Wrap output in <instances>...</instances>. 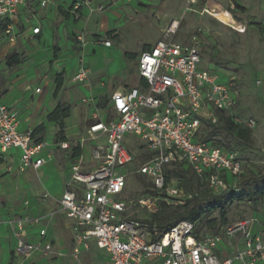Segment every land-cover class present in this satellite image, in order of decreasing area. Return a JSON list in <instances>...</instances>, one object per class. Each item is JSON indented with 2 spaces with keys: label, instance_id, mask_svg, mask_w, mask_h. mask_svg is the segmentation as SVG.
Segmentation results:
<instances>
[{
  "label": "built area",
  "instance_id": "2783aa9c",
  "mask_svg": "<svg viewBox=\"0 0 264 264\" xmlns=\"http://www.w3.org/2000/svg\"><path fill=\"white\" fill-rule=\"evenodd\" d=\"M29 1L0 0L5 37L11 35L20 8ZM37 1L39 10L50 3ZM89 4L87 0L83 5ZM80 7L76 4L72 11L76 20L81 18ZM233 9L213 4L202 14L243 33L245 27L236 19ZM37 13L25 19L33 36L41 33ZM179 25L180 21H174L163 30L156 44L141 54L137 72L142 84L113 94L108 119L95 115L87 135L79 141L81 148L90 144L89 157L80 155L73 164L59 200V212L72 221L75 260L96 248L108 254L110 264H264V220L253 215L229 224L220 233L201 237L190 220H180L167 230L153 220L159 213L160 202L183 206L192 199V194L179 187L176 179L167 180L168 168L191 169L199 178L209 172L208 187L215 194L230 191L244 175L245 161L239 151L202 141L206 125L219 126L220 114H225L236 125L251 130L257 126L252 118L237 117L240 88L236 77L220 83L216 69L201 68V40L194 35L188 43L178 41ZM98 43L112 45L102 38ZM81 63L73 79L83 83L90 73L83 60ZM40 92L38 88L36 93ZM19 126V113L0 97V152L19 150L20 172L38 170L50 158L40 157L46 144L37 143L32 130L21 131ZM127 136L143 142L139 150L126 146ZM60 147L68 149L69 145L63 143ZM138 161L133 173L148 178V190L155 195L131 198L127 194L129 167ZM49 196L45 193L43 199ZM138 210L145 211L147 217H140ZM43 219L24 214L9 221L17 256L28 260L37 253L46 257L54 253L55 246L47 239ZM35 225L40 226L39 240L30 242L28 227Z\"/></svg>",
  "mask_w": 264,
  "mask_h": 264
},
{
  "label": "rangeland",
  "instance_id": "374dc122",
  "mask_svg": "<svg viewBox=\"0 0 264 264\" xmlns=\"http://www.w3.org/2000/svg\"><path fill=\"white\" fill-rule=\"evenodd\" d=\"M86 1L76 3L82 5L78 14L81 16L80 22L83 21L85 24L88 18L107 12L122 0H95L94 2L91 0L89 6L83 5ZM139 2V9L136 8L133 12L125 14L124 22L127 25L123 27L122 34L115 30L110 35H94L92 38H88L85 29L75 27L80 22H77L73 17V35L71 37L75 44L74 51L79 67L82 65L81 60L85 59V51L89 45L105 47L98 43L102 38L110 41L113 46L98 51L99 60L105 58L110 60L107 64V73L92 75L88 68L90 74L86 82H75L73 77L76 72L63 79L67 83L68 90L75 96L73 104L65 103L64 107L67 109L69 106H74L80 110L77 138L82 137L86 127L93 122L95 115L100 117L105 115L104 110L109 95L117 86L130 85L131 80L136 78V60L127 58L126 64L123 66L119 52L128 53L131 50L141 53L156 38L162 37L163 30L174 21H180L177 40L188 43L192 36L199 37L202 43L200 67L216 69L220 83H227L231 77H236L240 88L236 108L237 117L242 120L252 118L257 124L256 128L252 130L251 143L237 141L229 137L233 149L239 151L240 158L245 161V173L234 182L236 186L230 192L235 194V198L228 207L227 222L231 224L252 215L264 220V198L259 194L264 185V0H215L220 7L234 8L233 11L237 18L247 27L242 34L225 28L206 14L203 15L207 0H195V2H190V0H140ZM76 4L70 11H73ZM100 7H105L104 11H100ZM82 11L85 13L82 14ZM0 25L4 26L5 23L0 21ZM38 49L31 39L21 37L20 24L11 32L10 36L5 37L0 31V94L9 96L10 100L20 96V84H18L20 71L34 61L35 52ZM14 54L21 56V67L8 68L6 58ZM23 73L26 74V72ZM27 90L29 92L30 88ZM48 102L52 103L50 100ZM21 105L22 111L29 117L30 127L33 128L35 124L33 130L43 126L47 130L45 138L52 126L57 129V133H60L61 126L51 125L45 121L44 115L48 113V110L40 111L37 108L35 94L23 98ZM66 131L70 132L71 127H67V130L65 127V134ZM42 135L39 133L37 137L41 138ZM227 137L224 133H220L218 136L222 140ZM77 138H68V149L53 147L49 151L54 160L51 169L57 174L55 176L57 181L64 178L67 166L77 147ZM54 143L57 144L56 141ZM125 143L131 150H139L143 144L138 138L129 136L126 137ZM138 158L140 160V156ZM139 164L138 161L129 167L126 192L131 198L144 196V191L151 184L148 178L138 174L134 175L133 172ZM2 165H5V162L2 161ZM48 174L49 172L46 174L36 172L21 174V172H16L13 165L3 166L0 174L1 207L4 210L10 208V211L20 212V207L27 205L30 206L29 210L37 209L48 220L46 223H50V229L56 239L54 253L49 256V264H110L108 254L96 248L88 253H83L79 260L73 258L70 236L65 229L63 218L51 202L43 203L50 199V196L48 199H43L45 193H50L48 179L50 174ZM249 195L252 196V199L249 198ZM134 210L137 209L134 208ZM138 212L140 217H147L145 211L138 210ZM176 213L178 210L171 206L169 209L163 210L161 217L168 218ZM207 221L216 222L212 227H204L208 234H213L225 226L221 223L218 212L209 215Z\"/></svg>",
  "mask_w": 264,
  "mask_h": 264
},
{
  "label": "crops",
  "instance_id": "0c3cea01",
  "mask_svg": "<svg viewBox=\"0 0 264 264\" xmlns=\"http://www.w3.org/2000/svg\"><path fill=\"white\" fill-rule=\"evenodd\" d=\"M82 2L83 0H50L48 7L43 10H39L38 8V1L31 0L28 2L27 6H23L19 10V17L17 22L15 23V28L17 25L20 24V34L21 37L26 39H31L37 46L38 51L35 52L36 55L34 57V61L28 65L25 69H21L20 71V79L18 84H20V96L10 100L9 96H3L0 94L1 100L4 104L9 106L10 108L16 110L19 113V120L20 126L19 129L21 131L33 130L30 127L31 123L28 122L29 117L22 111L21 100L23 98H27L30 94H35L36 101H37V108L42 110H48V113L44 115L45 121H47L51 125H59L63 127V132L66 127H71V131L64 133L67 141H58L59 133H57V129L55 127H51L48 131V134L45 138V132L42 133L43 141L40 143H45L46 147L42 151L40 157L49 158L48 162L42 166L38 170L27 169L25 172H36L38 174H43L49 172V194L50 199L43 201V203L51 202V204L56 207L59 215L64 220L65 229L68 231L71 241V248L73 249V237H72V221L69 220L63 212H59V200L62 197L64 191V183L67 179L68 174L70 173L71 167L76 162V160L80 157V155H84L86 159H88L90 154V144H85L82 148L79 146V141L82 137L87 135L88 126L85 129L84 134L82 137L77 138V133L79 131V122H80V110L77 107H68V115L66 117H62L58 122L52 121L50 119V114L58 107L61 106L66 109L64 106L65 103L73 104L74 94L68 90L67 83L63 81L65 77H70L72 74L77 72L80 68L79 64L76 61V52L74 51V41L72 40V25H73V15L72 7L74 4L78 2ZM91 2V0H88ZM93 2L95 0H92ZM140 0H122L118 4H115L114 7H111L105 13L94 15L87 19V23L80 22L76 20L78 23L75 27L85 29L86 33L88 34V38H92L94 35H110L111 32L117 30L121 32L124 26L127 24L124 22L125 14H129L139 9V2ZM218 5L215 0H207V7L210 5ZM219 6V5H218ZM222 7V6H221ZM224 8V7H223ZM37 13L39 18L41 19V33L39 35L33 36L32 35V28L30 24L25 23V19L28 18L31 13ZM84 14L85 12H81ZM71 16H70V15ZM234 16L236 19L241 22L245 30L247 29L246 24L240 21L235 12L233 11ZM226 28V27H225ZM228 29V28H227ZM230 30V29H229ZM2 32L3 30L0 29ZM242 34V33H240ZM119 39V38H116ZM115 39V40H116ZM160 38H156L151 44L147 45L142 52H130L124 53L123 51L119 55L121 57V62H123V66L126 64V59L136 60V78L131 80V84L127 86H117V88L109 95V99L107 101V106L104 110L105 115L101 118L103 120H107L109 114L111 113V104L110 100L113 94L121 92L122 90L138 87L142 84V80L138 75L137 66L139 62V58L141 54L147 50H149L152 46L156 44V42ZM110 47H94L89 45L85 51V59L83 64L85 68H89L92 75H96L98 73L106 72L107 73V64H109V59H98V51L100 49H108ZM19 56L20 63L15 66L21 67V56L19 54H14ZM11 56V55H10ZM6 58V65L7 59ZM125 62V63H124ZM15 66H8V68H13ZM123 68V67H122ZM28 70V71H27ZM23 72H26L23 73ZM74 72V73H73ZM38 73V74H37ZM28 88L30 91L28 92ZM40 88L41 92L36 93V90ZM25 89V90H24ZM85 92V90H84ZM87 93V92H85ZM52 103H49L48 101ZM20 102V103H19ZM19 103V104H18ZM73 115L75 119L73 120ZM43 118V119H44ZM41 121V118H39ZM43 127V126H41ZM44 128V127H43ZM38 135H34V139L37 142L40 138L37 137ZM74 137L77 138V148L81 150V153L78 157H73L72 160L69 162L67 169L65 171V175L63 179L57 181L54 173L51 169V166L54 163L53 158L50 155L51 148L60 147V144L69 143L68 138ZM56 141V145L54 143ZM2 161L5 162V165H13L15 166L16 172H20L19 167L21 164V152L19 150H11L8 153L0 152V174L3 169ZM24 172H21L23 174ZM4 184V183H3ZM2 184H0L1 186ZM2 190H0L1 192ZM30 206L24 205L20 207V212L18 211H10V208L4 210L0 205V264H49V257L44 256L41 253L35 254L32 258L26 260L20 256L15 254V247H16V240L13 235V227L10 225L9 221L19 218L24 214H28L35 218H44L42 213L39 212L37 209L32 208ZM48 220H42V226L47 228V239L51 240L55 246L56 239L54 238L52 231L50 229V223L47 224ZM39 229L40 226H29L28 227V240L30 242H37L39 240ZM55 249V248H54ZM55 264V263H54Z\"/></svg>",
  "mask_w": 264,
  "mask_h": 264
},
{
  "label": "trees",
  "instance_id": "16d2710c",
  "mask_svg": "<svg viewBox=\"0 0 264 264\" xmlns=\"http://www.w3.org/2000/svg\"><path fill=\"white\" fill-rule=\"evenodd\" d=\"M6 25H0V29H4ZM20 63L19 56L11 55L7 59L8 66H15ZM68 109H64L61 106H58L51 114L50 119L52 121L58 122L62 117H66L68 115ZM221 124L219 126H210L206 125L202 130V141L208 142L213 146L222 147L226 150H234L233 144L229 137L233 138L237 141H244L246 143L252 142L253 132L251 129L242 127V125H236L232 122L230 116H226L225 114H220ZM45 128L39 127L34 132V135H38L39 133H44ZM220 133L226 134L228 137L225 140L219 139L218 136ZM58 141H67L63 127L61 126L59 133ZM43 139L40 138L37 143L42 142ZM81 153L79 148L75 149L73 152V157H78ZM145 161V160H141ZM169 177L167 180L169 181L171 178H174L178 181L179 187L183 188L187 193L192 194V199L188 200L187 203L183 206L176 205H168L166 202H160L159 213L153 219L157 222L158 226L162 230H167L176 224L180 220H190L196 224V232L199 237L202 235H206L208 233L205 232L204 227H212L216 222L215 221H207L209 215L218 212L219 217L221 219V223L225 225L221 229L215 231L213 234L220 233L226 226L229 225L227 222V213L228 207L232 203L235 198L234 193H230V191L215 194L213 193L209 187L207 182V177L209 176V172H206L204 178H199L191 169L185 170L181 166L168 168ZM228 181H233L231 177L223 176ZM144 194H152L147 189L144 191ZM259 194L264 198V185L263 190L259 191ZM249 198L252 199V196L249 195ZM171 206H174L178 213L173 216L161 217L163 210L169 209Z\"/></svg>",
  "mask_w": 264,
  "mask_h": 264
}]
</instances>
